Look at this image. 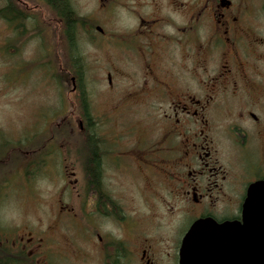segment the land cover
<instances>
[{"label": "flooded vegetation", "instance_id": "af4514ba", "mask_svg": "<svg viewBox=\"0 0 264 264\" xmlns=\"http://www.w3.org/2000/svg\"><path fill=\"white\" fill-rule=\"evenodd\" d=\"M0 1V60L19 59L21 41L33 35V0ZM67 1L44 6L62 37L69 6L76 30H95L96 44L106 38L128 75L135 63L139 80L129 81L124 100L146 108V133L100 132L96 119L93 132L81 126L72 137L0 132V162L14 153L0 166L19 171L25 153L20 171L34 178L52 162L62 188L76 193L73 205L61 194L49 198L38 238L17 227L11 235L0 230V264H179L196 221H242L251 185L264 181V80L256 78L264 73V0H128L131 21L122 33L111 18L123 0H97L102 24L80 14L77 0ZM114 38L120 41L110 45ZM62 42L57 88H66V58H77L68 37ZM43 67L50 75L51 65Z\"/></svg>", "mask_w": 264, "mask_h": 264}, {"label": "rangeland", "instance_id": "374dc122", "mask_svg": "<svg viewBox=\"0 0 264 264\" xmlns=\"http://www.w3.org/2000/svg\"><path fill=\"white\" fill-rule=\"evenodd\" d=\"M77 2L76 8L80 14L89 18L91 22L102 24L103 19L97 0ZM125 2L128 0H123V3L117 6L116 17L111 18L117 33H122L131 21L128 12L124 11ZM1 4L3 2L0 1ZM29 5L34 7L33 35L28 38L26 36L21 41L19 59L14 56L0 60V132L10 139L40 132L66 133L72 137L84 132L81 126H86V119L81 107V91H73L72 88L77 84V75L68 57L65 61L66 73L63 81L66 88H57L59 64L62 63L58 56L64 52L62 41L64 39L67 44V37L66 39L65 36L62 37L63 29L60 32V23L55 21V14L44 7L45 0H33ZM106 8L111 10V6ZM95 17L100 20L95 21ZM106 27L108 30V26ZM77 33L84 54V82L90 100L91 115L98 120L100 132L110 131L116 135L132 131L133 134L135 132L145 134L143 129L147 127L149 121L144 114L146 108L136 106L132 109L124 100L129 81L134 84L135 80L136 82L139 80L135 63L130 66V76L126 61L116 58L113 47H107L106 38L99 39L96 44L95 30L88 31L83 27L79 28ZM119 41V38H114L110 45ZM65 47L68 51L69 46ZM174 52L179 53L177 50ZM45 64L51 65L50 75L48 69L43 67ZM109 73L112 76V83L109 82ZM256 78L264 80V73L260 72ZM81 117L84 119L83 123L80 122ZM108 125L110 129L106 130ZM12 154L14 153L9 150L3 156L0 165H9L8 155ZM23 154L25 155V153L19 155V171L17 169L9 171L5 166H0V169L4 170L0 172V225H2L0 230L11 235L14 233L12 228L17 227L19 234L24 233L28 237L38 238L46 230L48 206L53 207L50 205L52 199L49 198H56L61 194L68 197V203L73 205L76 193L72 189L70 192L72 195L70 193L69 195L66 192L70 188H62L60 181L63 179H58L59 173L51 165L52 162L48 164L44 173L33 174L34 178H27L26 174L24 176L21 173L25 157ZM62 217L64 220H71L74 225V216L68 218L64 214Z\"/></svg>", "mask_w": 264, "mask_h": 264}, {"label": "water", "instance_id": "95a60500", "mask_svg": "<svg viewBox=\"0 0 264 264\" xmlns=\"http://www.w3.org/2000/svg\"><path fill=\"white\" fill-rule=\"evenodd\" d=\"M179 264H264V181L251 185L242 221H196L183 239Z\"/></svg>", "mask_w": 264, "mask_h": 264}, {"label": "trees", "instance_id": "16d2710c", "mask_svg": "<svg viewBox=\"0 0 264 264\" xmlns=\"http://www.w3.org/2000/svg\"><path fill=\"white\" fill-rule=\"evenodd\" d=\"M49 3L51 5H65L69 4L67 0H49ZM66 19H67V25H66V33L68 37V41L71 43V48H69V52H72V54L77 55V58H70L69 60L71 61L70 63L72 64L73 68L75 69V74L77 75L76 80H77V85H79L80 91H81V107L83 108V116L86 119V128L85 132L91 133L93 132V116L91 115V106H90V100L89 96L87 94V90L85 89V62L84 59L82 58L79 50V45L77 44L76 38H75V21H73V9L67 6L66 8ZM56 14L59 15V11H56ZM78 20H83L82 17H77ZM77 31V30H76ZM80 54V55H79Z\"/></svg>", "mask_w": 264, "mask_h": 264}]
</instances>
